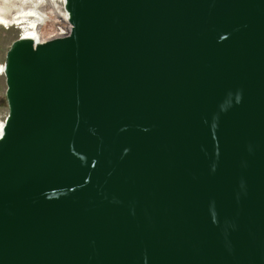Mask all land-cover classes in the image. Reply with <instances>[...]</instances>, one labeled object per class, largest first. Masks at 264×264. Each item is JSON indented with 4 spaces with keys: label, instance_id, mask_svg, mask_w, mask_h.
<instances>
[{
    "label": "water",
    "instance_id": "obj_1",
    "mask_svg": "<svg viewBox=\"0 0 264 264\" xmlns=\"http://www.w3.org/2000/svg\"><path fill=\"white\" fill-rule=\"evenodd\" d=\"M4 75L0 264H264V0H65Z\"/></svg>",
    "mask_w": 264,
    "mask_h": 264
},
{
    "label": "rangeland",
    "instance_id": "obj_2",
    "mask_svg": "<svg viewBox=\"0 0 264 264\" xmlns=\"http://www.w3.org/2000/svg\"><path fill=\"white\" fill-rule=\"evenodd\" d=\"M47 3V4H46ZM57 0L45 2V0H0V13L11 17L16 15L22 8L26 10L36 9L45 14L53 12L56 9ZM46 10V11H45ZM22 33V30L16 27L10 29L0 25V121H5L9 107L6 98V77L1 73V67L4 65L6 55L12 43Z\"/></svg>",
    "mask_w": 264,
    "mask_h": 264
},
{
    "label": "bare ground",
    "instance_id": "obj_3",
    "mask_svg": "<svg viewBox=\"0 0 264 264\" xmlns=\"http://www.w3.org/2000/svg\"><path fill=\"white\" fill-rule=\"evenodd\" d=\"M43 22L44 16L42 15L41 11L36 9L26 10L22 8L16 15L11 17L5 16L3 12L0 13L1 26H4L8 29L11 27L19 28L23 31L24 36L27 38L37 39V36L40 34V39H51V32H49V30H42ZM59 25H61L62 28H69V19L66 17H59ZM3 68L4 66L2 65V73ZM3 128L4 121H0V136L3 133Z\"/></svg>",
    "mask_w": 264,
    "mask_h": 264
},
{
    "label": "built area",
    "instance_id": "obj_4",
    "mask_svg": "<svg viewBox=\"0 0 264 264\" xmlns=\"http://www.w3.org/2000/svg\"><path fill=\"white\" fill-rule=\"evenodd\" d=\"M46 1L50 2L52 0H45V2ZM42 15L44 16V22L42 23V26H43L42 30H49V32H51V39L67 36L70 34L72 30V24L70 23V16H69V12L66 9L65 0H57L56 9L55 10L53 9V12H45V14L42 13ZM59 17H66L69 19V28H62V26L59 25ZM22 38H27L24 36L23 31L18 36L17 39H22ZM51 39H40V34H39L37 36V39H34V41L36 42V44H38V43H44ZM3 66H5V63ZM2 74H4V68H3Z\"/></svg>",
    "mask_w": 264,
    "mask_h": 264
}]
</instances>
